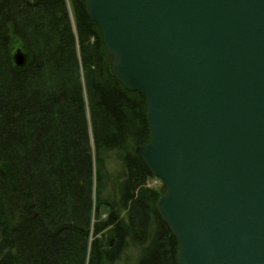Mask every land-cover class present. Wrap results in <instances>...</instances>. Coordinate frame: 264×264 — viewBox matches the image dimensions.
Masks as SVG:
<instances>
[{
	"label": "trees",
	"instance_id": "obj_1",
	"mask_svg": "<svg viewBox=\"0 0 264 264\" xmlns=\"http://www.w3.org/2000/svg\"><path fill=\"white\" fill-rule=\"evenodd\" d=\"M84 2L0 0V264H117L132 248L137 264H176L164 188H145L135 153L146 100L111 75Z\"/></svg>",
	"mask_w": 264,
	"mask_h": 264
},
{
	"label": "water",
	"instance_id": "obj_2",
	"mask_svg": "<svg viewBox=\"0 0 264 264\" xmlns=\"http://www.w3.org/2000/svg\"><path fill=\"white\" fill-rule=\"evenodd\" d=\"M84 6L111 75L146 100L135 153L163 184L176 264H264V0Z\"/></svg>",
	"mask_w": 264,
	"mask_h": 264
},
{
	"label": "rangeland",
	"instance_id": "obj_3",
	"mask_svg": "<svg viewBox=\"0 0 264 264\" xmlns=\"http://www.w3.org/2000/svg\"><path fill=\"white\" fill-rule=\"evenodd\" d=\"M68 1V0H67ZM24 50L22 48H15V46H11L9 45V52H10V58L13 61V57L16 53H23ZM108 168H109V172L111 173H115V171L117 170L118 166L116 164H114V161L113 159L111 158V160L109 161V165H108ZM145 188L146 189H152V190H160L162 188V182L152 176L150 177L147 181H146V184H145ZM113 190V188H112ZM109 193V191H107ZM104 216V214H102ZM102 216V218H103ZM138 250L132 248L130 250H125L124 253L121 255L120 257V262H118L117 264H137V258H138Z\"/></svg>",
	"mask_w": 264,
	"mask_h": 264
}]
</instances>
